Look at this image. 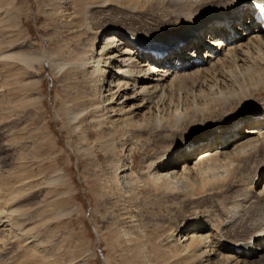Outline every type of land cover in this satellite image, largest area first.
I'll use <instances>...</instances> for the list:
<instances>
[{
    "label": "rangeland",
    "instance_id": "1",
    "mask_svg": "<svg viewBox=\"0 0 264 264\" xmlns=\"http://www.w3.org/2000/svg\"><path fill=\"white\" fill-rule=\"evenodd\" d=\"M180 23L177 7L162 0H0V171L16 210L14 225L0 229V264H167L160 245L170 234L197 213L218 220L219 199L247 188L253 156L234 167L237 186L221 169L222 181L202 186L195 177L192 189L180 182L168 193L144 174L167 155L182 161L184 145L194 149L202 133L256 99L209 115V101L184 89L157 111L147 106L113 123L100 112L109 93L99 97V74L80 64L104 29L167 38ZM241 77L239 86L223 78L214 92H248Z\"/></svg>",
    "mask_w": 264,
    "mask_h": 264
},
{
    "label": "bare ground",
    "instance_id": "2",
    "mask_svg": "<svg viewBox=\"0 0 264 264\" xmlns=\"http://www.w3.org/2000/svg\"><path fill=\"white\" fill-rule=\"evenodd\" d=\"M162 1L178 9L181 23L170 33L174 36L125 35L116 29H104L103 38L100 34L95 38L91 58L80 63L91 68L94 75L99 74V97L104 99L109 93L102 101L105 108L100 110V106L95 105V110L118 118L113 123H125L147 106L149 112L157 111L170 93L184 89H197L198 95H195L204 99L200 100L202 104L209 101L204 105L207 114L220 104L235 101L240 105L256 99V105L247 112H229L227 118L223 117L209 132L202 133L201 142L194 149L184 145L181 151L185 158L182 161L167 155L152 172L144 174V178L170 193L180 182L192 189L190 181L195 177L202 186L213 179L219 182L224 176L218 171L223 169L231 176V185L237 186L243 180L242 175L237 176L233 171L234 167L242 168L237 164L241 157L256 158V169L251 176H246L248 180H244L248 182L247 188L228 201L219 199V205L222 208L225 205L226 209L223 208L225 212L218 220L197 213L180 227L179 230L185 229L182 233L168 236L160 245V251L166 254L163 256L167 264H264V33L253 26V12L264 7V0L250 3L240 0ZM211 33L213 39L207 43L211 48L206 51L202 37ZM230 36H235L233 42L213 57L211 49L222 45L221 37ZM192 49H198L200 56ZM148 51L166 52L167 57L156 62ZM29 58L36 60L35 57ZM167 61L172 62V66L166 69ZM237 72L251 86L248 92L247 88L238 89L237 84L231 86L238 89L231 95L226 93L230 84L226 85L229 87L226 92H214L215 88L225 86L223 78L230 81ZM237 75L234 78L238 83ZM186 80L191 84L185 85ZM3 179L0 171V229L11 226V223L14 225L10 216L16 212L13 195L2 189ZM128 242L131 243L130 238Z\"/></svg>",
    "mask_w": 264,
    "mask_h": 264
},
{
    "label": "water",
    "instance_id": "3",
    "mask_svg": "<svg viewBox=\"0 0 264 264\" xmlns=\"http://www.w3.org/2000/svg\"><path fill=\"white\" fill-rule=\"evenodd\" d=\"M240 1L250 3L252 0H240Z\"/></svg>",
    "mask_w": 264,
    "mask_h": 264
}]
</instances>
